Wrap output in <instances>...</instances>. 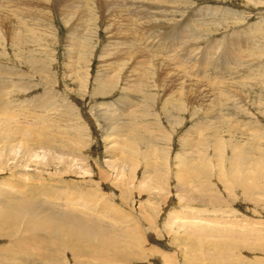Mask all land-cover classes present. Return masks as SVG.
I'll return each instance as SVG.
<instances>
[{
	"label": "rangeland",
	"instance_id": "1",
	"mask_svg": "<svg viewBox=\"0 0 264 264\" xmlns=\"http://www.w3.org/2000/svg\"><path fill=\"white\" fill-rule=\"evenodd\" d=\"M123 1L125 0H121V3L120 0L119 2L114 1L112 2L113 5L111 2H107L106 5H109L111 9L114 7V10L115 6H118L120 7L119 10L115 11H122V15H126L124 14L125 10L122 9V3L125 4ZM173 1L172 4H176V6L173 7L178 9L174 11L176 16L178 14L174 21H178L181 16L187 15L188 13L194 14L195 17H197L196 15L198 14L201 15L205 12L209 13L203 10L198 11V9H203V7L223 8L225 10L218 11L215 15L212 13L211 16L205 18L206 21L202 23V25L196 21L198 20L196 18H191L186 22L185 27L194 24L193 28H186L187 32L192 31V29L207 32H204L206 34L202 35L203 37L195 40L197 43L193 45L195 50V55L193 57H200L203 53L206 54L205 52L209 49H206L205 44L211 39L214 40L213 46L216 47L214 58L211 59L212 62L210 60L212 63L211 65H214V67L221 65L224 53L225 55L226 52L232 53L233 47L236 49L238 46L246 45L244 43L250 44L255 40L257 45L260 47L264 46V0ZM116 2H118L120 6ZM52 3H54L52 0L44 1L46 7L52 6ZM91 6L93 7V4H91ZM114 10L112 9V11ZM91 11V19L89 21L84 20V25H81L84 27L78 30L76 34H73L74 37L76 36L77 38H82V40L87 41V47L84 48L85 52L80 50L81 52L71 60L72 62H70L68 56V43H70L69 38L71 37V35H68L69 33L67 31L69 26L65 25L62 17H59L61 13L58 10L53 11L48 16V18L51 19L52 28L50 29L51 33L46 32V34H42L46 39V45L42 47L43 49L32 45L31 52H29L30 54H28V52L25 54L24 51L22 52L23 49H19L18 53H21L19 55L14 52L12 46V49L10 48V44L9 42L7 43V41L0 47V54L3 57L0 58V62L2 63H0V69L3 68L2 74H4L2 75L3 80L6 79L5 82L10 79H12V81H24L26 88L32 87L33 84L35 85V88L29 91L30 93L32 92V95L24 98V100H26L24 104L22 103L19 107H16L19 105L18 98L10 104V107H13V112H11L16 115L15 122L12 121L10 124L14 128H17V124L21 125L22 122H25L22 126L24 124H34L35 122L31 123L33 121L31 116H33V114L27 113L26 110L40 105L39 102L42 103L41 100L45 98L44 102H52L53 109L50 108V112H45L43 109L38 110L39 113L35 112L36 121L38 122L37 124H41L38 118L44 117V119L42 118L44 120L42 122L44 123L43 125H46L54 132L52 137H57L56 143L46 152L47 156L52 158L54 165L52 164L51 168H47L44 171L38 162H27L25 164V161L23 162L22 160H8L12 157H5L7 152L5 151L4 144L0 141V183L2 180L8 179L11 181L13 179L12 177L26 175L28 181L23 183L26 188L24 191L20 192L21 196L31 194L26 192L28 189L37 190L40 189L41 186H45L46 183H50V185L54 187L58 183L56 188L61 192L58 194H50L51 199L57 202H54L56 206H59V203L68 204L70 199L67 197L79 198V196H81L86 200H90L91 197L94 199L95 197L91 194L93 191L94 195L97 194L96 196H98V199L99 197L108 198V202L114 206L113 208H117L119 211L125 210L128 212L131 210V212L135 214L139 212L144 227L148 230L155 242V250H158L159 253H172V251L181 250L184 255V264H193V258L197 260L198 264H264V250H254L260 245L264 249V240L262 243V240L259 238L262 236V233H264V196L259 197L258 194L242 191V180L249 183H253V180L243 179L245 175L248 176L247 169H231V164L228 163L232 158L231 150L234 148L241 150L243 155L248 152L247 154H249V157L254 155L256 157L258 154L264 155V80H242V75H237L236 78H240L236 79V82L241 80V83L238 81L241 87L238 88L236 92L241 90V88L245 90L244 98L240 95L233 94L232 90L228 91L230 88L217 90L215 86H212V88L208 87L213 85L212 82L214 81V79L212 80L210 77H206L207 82H202L199 88H197V85L194 83H188V85L184 84L182 90L186 93L185 96L187 99L184 101L183 98H181L179 105L182 107L184 106L185 112L172 114L169 110H166V113L169 115L166 114L165 116L163 112L164 108H167L166 104L168 105L170 101L176 97L175 92L178 90L181 91V81L176 80V82H173V94L172 92L169 93L168 90L163 91L162 88L157 89V83L153 82L155 79L153 74H155L154 65L158 63H147V66L143 67V71L147 74H143L140 82L143 84L144 82L142 81L145 80L146 84H143L144 88L148 89V93L152 96L148 99L146 92H140L139 94L141 95L137 96L130 95L129 92L126 91V87L128 88L129 84L132 83L133 77L131 76L132 78H130V74L126 72L128 67L131 69L133 66V60H131L132 62L128 61L129 63L126 61L125 64H118L115 58L112 59L108 55V53L112 54L115 51L117 57L123 56L121 55L123 48L127 46L123 44V37L125 34H116L114 32V27L107 29L106 24L108 23L102 22L101 18L105 15L104 13L103 16L100 15L99 8L96 9L95 7ZM150 22L152 23V21ZM85 25L88 26L86 27ZM138 25L139 28L142 29V26L140 24ZM238 28L241 31L244 30L247 36L250 35L255 40H246L237 37L234 39V43L231 45L232 47L226 50L224 48V46L226 47V42L231 40V33L235 30H239ZM209 35L212 38H210ZM130 37L134 38L135 42L133 41V44H137L141 49L139 52L142 51L147 58H150L147 49L139 42V40H142V37H139L137 34H132ZM182 44H184L185 47V43H181V45ZM181 45L175 42L176 50ZM79 46H81V42ZM184 47H181V50L184 49ZM217 52H220L219 55H217ZM29 55L38 62L29 61L27 65L24 64V58H28ZM218 59L220 62L217 61ZM246 59L248 60V58L244 60ZM195 60V58H191V62ZM255 63L258 64V62ZM257 64L254 66H257ZM259 67L264 68V65H260ZM172 70L173 72L176 71L174 69ZM105 72L108 73L106 74L108 77L112 78V81H109L111 82L110 85L108 84L109 82H107L104 88L102 85H98L97 77H100ZM217 75L218 72L216 71L215 77ZM245 75L247 74L245 73ZM7 78L9 80H7ZM101 78L100 80L103 83V79ZM249 82L255 85L247 87L249 89L246 90L244 86L245 84L250 86L248 84ZM47 87L49 90H53L52 94L48 93L46 96H41V94H45V90L43 89ZM138 89L142 90V88ZM98 90L100 91L98 92ZM221 91H224V93ZM227 91L228 93H226ZM121 95L128 97L127 99L129 100L134 97H139L138 99L140 102L137 99V104L140 108H136L137 110H141V112L137 114L140 115L141 118L138 120H140V124L145 123V129H149L151 133H155L154 137L157 138L155 142H158L156 144L152 141L153 144L156 145L155 148L150 146L152 145L151 141L146 139L149 134L147 135V132L143 131L144 128H139L138 121L131 126L126 125H130L133 118L126 116V114L123 115L121 104L116 103L115 105L117 106H111L110 109L116 107L115 109L119 112L118 116L113 110V113L120 119V127H123L126 131L121 135L129 137L130 141L134 139L137 141L132 143V148H130L131 151L124 147L114 152L115 154L113 155H116L115 157L110 154L108 150L110 145L108 144L111 142L112 138L109 140L105 139V132L107 130L105 122L107 121H101V115L96 107H107H105V110L107 109V115L109 114L106 118L107 120L111 115L108 113V111L111 112L109 110V104L122 97ZM36 96L37 98L33 99V97ZM0 104L3 103L0 102ZM1 108H3V105H0V109ZM22 109L24 111H22ZM23 112H25V114L27 113L26 118L24 117L25 114H22ZM204 118L206 119L205 122L207 125L205 128H207L206 131L208 130L207 132L209 134L206 131L202 132V130L205 129L203 128ZM215 118L219 119V123L214 122ZM169 120H174L173 122L177 124H170ZM212 122H214V124L211 127L208 126V124ZM15 124L17 127L14 126ZM198 125H200L201 128H193V126L197 127ZM120 127H110V129L118 131ZM215 127L218 131L223 128V131L220 133L223 142V146H220L222 147L220 157L213 148L206 150L210 145L209 137L212 136V131L210 129H214ZM133 135L138 138H131ZM127 140L129 141V139ZM197 140H202V144L207 143L205 146L196 147V151H205V159L210 162L209 168L211 171L207 179L206 177L197 178L196 174L194 175L193 173L192 179H188L186 182L187 186L178 192L176 191L178 183L174 174L178 173L180 162L176 158L180 157L181 154L185 153V155H189L190 153V149L188 152H183L181 142L190 143L196 142ZM133 148L136 149L133 150ZM150 148H152V150ZM220 149L221 148H219V150ZM153 150L158 155L157 159V155L154 153V155H156L155 161L152 159L153 153L151 152H153ZM69 151L73 154H69ZM146 153L151 155L146 157ZM55 156L57 158L62 156L67 159L63 163L57 164L56 160L54 161L53 159ZM128 156H130L128 165L133 167L136 165L134 168H129V170L135 172L131 173V171L127 169L121 174L120 171H118L117 165L123 158L127 159ZM16 157H18V155ZM105 161L106 163H103ZM108 161L111 165L107 164ZM132 162H134V164H132ZM149 162L153 163L156 169L161 168L160 171L162 170L161 173L163 177H165L157 183L153 181L154 178L152 179L148 176L147 180L151 189H148L147 186L143 184V177L146 176L144 165ZM42 163L44 162L42 161ZM148 167L151 168L150 166ZM166 168L167 170L169 169V172ZM99 169L107 171V174L110 175L109 180H111V182L108 181V179L104 180L98 175ZM25 171L29 172L25 173ZM122 175H124V177H122ZM36 177H40L39 180H37ZM42 178H45V180H41ZM17 182H15V184H17ZM123 184H127V187L125 185L123 186ZM254 184L259 185L258 188L260 186L262 187H260L262 189L260 192L262 191L261 194L264 195L262 182L256 181ZM152 187L155 188L152 189ZM126 188L130 190L134 189L133 192L135 193L133 196L128 195L129 198L125 199L124 201L126 203L122 205L121 201L118 199V194L121 189L126 190ZM239 193L241 195H239ZM58 199L59 201H57ZM79 199L82 200L81 198ZM98 199L94 200L97 202ZM164 199L168 201L166 202ZM95 205L98 206L99 204L95 203ZM140 205L143 207H140ZM85 206V208L80 207L81 210H87L89 208V203H85ZM190 208L194 211H199L203 218L216 221L217 224L212 226V230L208 229V227L207 231L198 230L189 225H176L173 228L172 234L170 233L167 235V233H169L166 227L169 222L167 218L172 214L183 216V212H189L187 209ZM89 210L93 212L91 208H89ZM114 212L115 210L112 209L108 213L114 215ZM63 214L66 215V213ZM148 215L152 217V223H147L145 221ZM191 215L192 214L189 216ZM189 216L186 218L188 219ZM106 217L111 216L109 215ZM121 219H123V217H121ZM187 219H185V221ZM179 220L182 222L184 219H178V221ZM130 223L135 222L130 219L129 222L121 225L129 228ZM239 224L243 225L245 228H242ZM115 227L120 228L117 224ZM159 228L162 230V233L159 231ZM252 229H259L258 232L262 233L258 235L254 232L250 233L249 231ZM138 236V246L142 248L144 243L143 239H146L142 230ZM127 242L131 244L130 238H128ZM0 247H8V249L16 248L15 243L13 244L10 240L5 238H0ZM68 253L69 252L62 251L60 255L61 260L63 261L65 259L68 264H73ZM6 255L9 256L8 254ZM6 255L3 254V256ZM83 257L79 255L78 261L80 263L81 261H86L88 263V259L86 257H84V259ZM159 257V254L153 256L147 255V259H142L141 262L137 261L134 264H161ZM4 260L5 259L0 256V262ZM173 262L176 263V259L173 258Z\"/></svg>",
	"mask_w": 264,
	"mask_h": 264
},
{
	"label": "bare ground",
	"instance_id": "2",
	"mask_svg": "<svg viewBox=\"0 0 264 264\" xmlns=\"http://www.w3.org/2000/svg\"><path fill=\"white\" fill-rule=\"evenodd\" d=\"M44 1H49V0H0V47L3 46L5 41H7V43L9 42L10 44V48L12 46L14 52L17 54H19L18 53L19 49L20 50L23 49L22 52L24 51L25 54L27 52L28 54H30L29 52H31L32 45L36 46L37 48L44 47L46 45V39L43 37L42 34H46V32L51 33L50 29L52 28L51 19H49L48 16L53 11L58 10L61 13L60 14L61 16L59 15V17H62L65 25L69 26L67 28V31L69 33L68 35H71V37L69 38L70 43H68L69 53L68 52L67 53L70 62H72L71 60L74 59L79 52L81 51L85 52L84 48L87 47L86 45L87 41L82 40V38H77L76 36L74 37L73 34H76L78 30H81V28L84 27L81 26L85 22L84 20L89 21L91 19L92 17L91 10H93L95 7L96 9L99 8L100 15L103 16V13L105 15L101 17L102 22L108 23L106 24L107 26L106 28L108 29L114 27L115 28L114 32L116 34L117 33L118 35L119 34L122 35V33L125 34L123 37V44H126L127 46L123 48L121 54L123 56L117 57L115 51L112 54L108 53V55L112 59L115 58V61H117L118 64H125L126 61L128 62L133 60L134 62L133 66L131 67V69L128 67L126 72L130 74V78L133 77L132 83L129 84L128 88L126 87V91H128L130 95L137 96V95H141L139 94L140 92L141 93L146 92L147 93L146 96L148 97V99L149 97L152 96L148 93L149 90L144 88L143 84H146L145 80L142 81L144 82L143 84H141L140 82V79L143 76V74H147L145 71H143V67L147 66V63L149 64L158 63L154 65L155 74H153L155 78L153 82L157 83L156 86L157 89L162 88L163 91L168 90L169 93L172 92L173 94L172 91L173 82H176V80L181 81L180 83L181 91L178 90L175 92L176 93L175 96L177 97V99L175 97L173 100L170 101L168 105L166 104L167 108H164L163 112L165 116L167 114L166 110H169V112H171L172 114L173 113L180 114L181 112H185L184 106L182 107L179 105V101L181 98H183L184 101L187 99V97L185 96L186 93L182 90V86L184 84L188 85V83H194L197 85L196 87L199 88L200 85H202L201 84L202 82L204 81L207 82L206 77H210L212 80L214 79V81L212 82L213 85H210L208 87L212 88V86L213 87L215 86L217 87V90L230 88L228 89V91L232 90L233 94L240 95L244 98L245 90H242L241 88V90H239L240 92L239 91L236 92L237 89L241 87L239 85V82L241 80H238L239 82L238 81L236 82V79L240 78V77L236 78L237 75L239 76L242 75V80L244 79L249 81L253 79H255L256 81L264 80V76H263L264 68L259 67L260 65H264V46L260 47L259 45H257L256 40L253 39V37H251L250 35L247 36L246 35L247 33L244 30L241 31L239 28H238L239 30H235L232 33L230 32L231 40L228 41L226 40L227 42L224 41L226 42L225 44L226 47L228 46L227 48L224 46L226 50L232 47L231 45L234 43V39L237 37L246 40H255V41H253L250 44L243 42L246 45L238 46L236 47V49L233 47L232 53L226 52V55L224 53L225 57L224 56L222 57L223 61H221L220 66L217 65V67H214V65H211L212 64L211 59L214 58L215 48H216L215 46H213L214 40L212 39L210 41L208 40L209 42L205 44L206 49L207 50L209 49L208 51L205 52L207 55L203 53L200 57L199 56L193 57L195 55L194 53L195 50L193 45H196L195 43H197L195 40L200 37H203L202 35L206 34L207 32L202 30L198 31V29L196 30L192 29V31L187 32L186 28L189 29L193 28L194 24L185 27L186 22L191 18H196L198 19L196 21L201 23L202 25V23L206 21L205 19L206 17L211 16L212 13L215 15V13H217L218 11H225L223 8L221 9V8L203 7V9L202 8L198 9V11L203 10L209 13L205 12L202 13L201 15L198 14L196 15L197 17H195L194 14L192 13L190 14L188 13L187 15L184 16L180 15L181 16L180 19L178 21L177 20L174 21L178 16V14L177 16L174 14V11L178 9L173 7L176 6V4L175 5L172 4L174 2L173 0L172 1L171 0H125L123 1L125 2V4L122 3L123 8L122 7L121 8L125 10V13L124 12L123 13L126 15H122V11L121 12L115 11V10H119L120 7L115 6V10L113 7L112 9L114 11H112L111 7L109 5H106L107 2H111L112 4V2L114 1L119 2V0H52L54 3H52V6L49 7L45 6ZM91 4H93V7L91 6ZM150 21H152V23ZM138 24L142 26V29L139 28ZM85 26L87 27L88 25ZM132 34H137L139 37H142V40L141 41L139 40V42L141 43V45H144V47L147 49V51L150 54L149 55L150 58H147V56L142 51L139 52L141 49L138 47L137 44L136 45L133 44L134 38L130 37ZM80 42H81V46H79ZM175 42H177V44L180 45L181 43H185V47L184 44H182L176 50ZM181 47H184V49L181 50ZM219 53L217 55H219ZM0 58H3L1 54H0ZM191 58H195L196 60L194 62H191ZM245 58H248V60L247 59L244 60ZM24 59L25 60H23V63L26 65L29 61L38 62L36 59L35 60L34 58L32 59L30 55L28 58L25 57ZM219 59L217 61H219ZM255 62H258V64ZM255 64H257V66H254ZM2 69H0V78H1L0 102H2L3 104L0 105H3V108L0 109L1 112L0 141L4 144L5 151L7 152L5 157L6 158L8 156L12 157L11 159L8 160L14 161L15 159V161H19V160H22L23 162L25 161L24 162L25 164L27 162H38L39 165L43 168V171L47 168H51L53 164V160L50 156H47L46 152L52 148L51 146L54 143H56L57 137L56 138L52 137L54 132H52L46 125H43L44 123L42 122L44 121L43 120L44 117H42L43 119L38 118L39 123H41L42 125L37 124L38 122L36 121L35 112H38V110L41 109H43V111L45 112L46 111L50 112L51 111L50 108H52V102L46 103L44 102L45 98L41 100L39 97L42 103L39 102L40 105H36L33 108L31 107L30 110H26L27 113L33 114V116H31L33 120L31 123L34 122L35 123L31 125L24 124L22 126V124L25 123L22 122L21 125L17 124L18 127L16 126V124L14 125L17 128L12 127L10 123H12V121L15 122L16 115L12 113L13 107L11 108L10 104L13 103V101L17 98H18L17 100H19V102L17 101L19 105L16 106L14 104L16 107H19L22 103L24 104L26 102L24 98L30 97L32 95V92L30 93L29 91H31L30 89L35 88V85L33 84L34 86L32 85V87L26 88L24 81L23 82L20 80L12 81V79L9 80L8 78L7 80L9 81L5 82L6 79L3 80L2 75L4 74H2L3 73ZM172 69L176 71L173 72ZM216 71L218 72V75L215 77ZM245 73L247 75H245ZM106 74L108 73L105 72L100 77H97L99 83L98 85H102L104 87V85L105 86L107 85V82L112 81L111 80L112 78L108 77V75ZM100 78L103 79V83L100 80ZM108 84L110 85L111 82H109ZM248 84L250 86H247L246 84L244 86L246 90L249 89L247 87H252L255 85V84L252 85L251 82H249ZM138 88H142V90ZM43 90H45V94H41V96L42 95L46 96V94L48 93L52 94L53 91V90H49L48 87L44 88ZM99 91L100 90H98V92ZM228 91L226 93H228ZM221 92L224 93V91ZM35 98H37V96L33 97V99ZM127 98L128 97L126 96H122L117 100H115V102L109 104V110L111 112L108 111V113H110L111 115L107 120L106 118L109 114L107 115V109L105 110L106 106H98V107L95 106L99 114L101 115L102 118L101 121H107L105 122L107 125V130L105 132L106 134L105 139L109 140L110 138H112L111 142L108 144L110 145L108 150L111 155L115 154L114 152H116L119 148H124V147L128 149L132 148L131 147L132 143L137 141L136 139L130 141L129 137L127 136L124 137L121 135L126 131L123 129V127H120L121 126L119 122L120 119L118 118L119 112L115 109L116 107L115 108L112 107L113 109H110L111 106H117L115 105L116 103L121 104L122 107L121 111L123 112V115L126 114V116L133 118V121L131 122L130 125L126 124V122L125 124L127 126H131L135 124L136 121H138L139 128L142 129L144 128L143 131H146L147 135L148 134L150 135V136L148 135V138H146L151 141L152 145L150 146L152 148L156 147V145L153 144L152 142L154 141V143H156L155 140L157 138L154 137L155 133H151L150 132L151 130L149 131V129H145L146 127L145 123L143 124L139 123L140 120L138 119L141 118V116L137 114H139L141 110H137L136 108V107L140 108V106H138L137 104L138 103L137 99L139 97L136 98L134 97L133 99L131 98V100ZM113 110L116 112L118 116L115 113H113ZM22 111L24 110L22 109ZM27 113L26 114L25 112L22 113L25 114L24 115L25 118L27 117ZM205 118L203 119V124H204L203 128L207 127ZM173 121L169 120V123L177 124L176 122ZM214 122L219 123V119L215 118ZM214 122L208 124V126L211 127L214 124ZM115 126H119L120 129L118 131L110 129V127H115ZM193 128L199 129L201 128V126L200 125H198L197 127L193 126ZM206 129L207 128L203 129L202 132H205ZM210 130L212 131L211 132L212 134L210 133L212 136L209 137L210 145L208 144L210 147L208 146L206 150L209 148H213L220 157L222 150V147L220 146H223L220 133L223 131V128L219 131L217 130L216 127ZM135 137L137 136L133 135L131 138H135ZM127 139H129V141ZM181 144H182L183 152L184 151L188 152L190 149L189 151L190 153L189 155H185V153L181 154L180 157L176 158L180 162L179 164L180 166H178V173L176 174H174L173 172L172 173L174 174V177L178 183V185L176 186V191L178 192L184 189L185 186H187L186 182L188 179H192L193 173L194 175L196 174L197 178L206 177L207 179L211 171L209 168L210 162L205 159L206 157L205 151L204 152L196 151V147L198 148L205 146L207 143L202 144V140L201 141L197 140L196 142H190V143H184L182 141ZM152 148L150 149L152 150ZM219 148L221 149L219 150ZM134 149L136 148H133V150ZM154 150L153 152L151 151L149 152L153 153L152 159L155 161L156 159L155 156L157 154L156 152H154ZM231 151H232V158L231 160H229L230 162H228L229 164H231L230 168L240 169V170L247 169L248 176L245 175L243 179L253 180V183H249L247 181L242 180V191H246L247 193L248 192L255 193L256 195L258 194L259 197L264 196L261 194L262 191L260 192V190H262L261 189L262 187L260 186L261 188L260 187L258 188L259 185L254 184L256 183V181H260L262 182L264 187V155L258 154V156L256 157L255 155L249 157V154H247L248 152H246L243 155L242 151L239 149L234 148ZM54 153L56 154L55 150ZM154 153L156 155H154ZM69 154H73V153L69 151ZM15 155L16 156L18 155V157H16ZM148 155L150 156L151 154H147L146 157ZM71 156L74 157L73 155ZM115 156L113 155V157ZM129 157L130 156H128L127 159L123 158L117 165L118 171H120L121 174L124 173V170L128 169V171H131L129 170V168H134L136 166L135 165L133 167L128 165V160L130 159ZM53 159L54 161L56 160L57 164H59L66 161L67 158L65 159L62 156L61 157L59 156V158H57L55 156ZM157 159H158V155H157ZM42 161L44 163H42ZM103 163H106V161ZM107 164L111 165L109 161L107 162ZM132 164H134V162H132ZM148 166H150L151 168H149ZM155 169L156 168L154 167L153 163L149 162L144 165L146 176L143 177V184L146 185L148 189H151L149 187L150 185L147 180L148 176L149 178L152 179L154 178L153 181L157 183L163 180V178H165L161 173L162 170L160 171L161 168L160 169L157 168L156 170ZM26 172L29 171H25V173ZM134 172L131 171V173ZM98 175L101 176L104 180L108 179V181L111 182V180H109L110 175L107 174L106 170L99 169ZM122 177H124V175H122ZM12 178L13 179L11 181L7 179V180H2V182L0 183V238H5L10 240L11 243L13 244L15 243L16 248L8 249V247H0V256H2V258L5 259L0 263L68 264L65 261V259L62 261L60 257L61 252L66 251L69 252L68 254L70 255V260L73 262V264H81V263L82 264H134L137 261L141 262L142 259H147V255L153 256L155 254H159L160 256L159 261L161 264H184V255L182 254L181 250H177V251L175 250L174 252L172 251V253L170 252L159 253L158 250H155L154 248L155 242L151 237V235L149 234L148 230L144 227L139 212L135 214L134 212H131L130 209H129L130 211L128 212H126L125 210L119 211L117 208H113L114 206H112L110 202H108V198L99 197L98 199L97 198L98 196H96L97 194L95 193L96 195H94L93 191L91 192V194L92 196L95 197L94 199H98L97 202L93 199V197H91L90 200H86L84 197L81 196H79V198H81L82 200H80L77 197L76 198L67 197L70 199L68 201V204L59 203L58 204L59 206H56V204H54L55 201L51 199L50 194L53 193L58 194L61 192L56 188L58 183L54 187H52L50 183H46V185L41 186L40 189L37 190L28 189L26 190V192L31 194L21 196L20 192L24 191L26 188L23 185V183L28 181L27 176L22 175ZM39 178L40 177H36L37 180H39ZM41 180H45V178H42ZM15 182H17V184H15ZM124 185L125 184H123V186ZM154 188L155 187H152V189ZM133 191L134 189L133 190L127 188L126 190L121 189L120 193L118 194V199L121 201L122 205L126 203L124 200L129 198L128 195L130 196L134 195L135 192ZM239 195L241 194L239 193ZM31 200L35 202H32ZM164 200H166V202L168 201L167 199ZM57 201H59V199ZM84 202L87 204L89 203V208H91L93 212H90L89 208L87 210H81L80 207L83 208L86 207ZM95 203L99 205L96 206ZM50 205H54V206H50ZM140 207L143 206L140 205ZM112 209L115 210L114 215L108 213ZM187 210H189V212H183V216L185 217L181 215L172 214L167 218V220L169 221L166 226L169 232L167 233V235H169L170 233L172 234L173 228L176 225H182V226L189 225L190 227H195L198 230L207 231L208 227H209L208 229L212 230V226H215L217 224L216 221L203 218V216L201 215V213H199V211H194L192 210V208ZM63 213H66V215H64ZM190 214L192 215L189 216ZM109 215L111 217H106ZM187 216H189L188 219L186 218ZM121 217H123V219H121ZM130 219H132V221L135 223H130L129 228H127V226L121 225L123 223L129 222ZM178 219H184V220L181 222L180 220L178 221ZM185 219L187 220L185 221ZM145 221L147 223H152V217L148 215ZM116 224L119 225L120 228H116L115 227ZM239 226L245 228L243 225L239 224ZM141 230L144 237L146 238L143 239L144 243L142 248L138 246L139 243L138 235L140 234ZM159 231L161 232L162 230L159 228ZM258 231L259 229H252L249 232L250 233L254 232L257 235L259 233H262ZM128 238H130L131 244L127 242ZM259 238L260 240H262L261 242L263 243L264 233H262V236H260ZM258 249H261V251L264 250L261 245L257 246L254 250L257 251ZM3 254L4 255L8 254L9 256L7 255L3 256ZM79 255H81L82 257L83 256L86 257L88 259V263L86 261L84 262L81 261L80 263L78 261ZM173 258L176 259V263L173 262ZM194 263L198 264L197 260L193 258V264Z\"/></svg>",
	"mask_w": 264,
	"mask_h": 264
}]
</instances>
